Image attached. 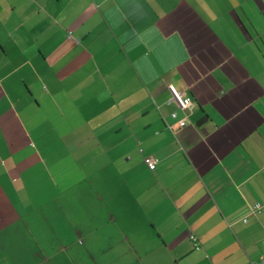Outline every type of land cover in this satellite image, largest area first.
<instances>
[{
    "label": "crops",
    "instance_id": "obj_1",
    "mask_svg": "<svg viewBox=\"0 0 264 264\" xmlns=\"http://www.w3.org/2000/svg\"><path fill=\"white\" fill-rule=\"evenodd\" d=\"M0 264H264V0H3Z\"/></svg>",
    "mask_w": 264,
    "mask_h": 264
},
{
    "label": "built area",
    "instance_id": "obj_2",
    "mask_svg": "<svg viewBox=\"0 0 264 264\" xmlns=\"http://www.w3.org/2000/svg\"><path fill=\"white\" fill-rule=\"evenodd\" d=\"M2 1L3 0H0V9H1ZM169 91H170V97L168 99V103L173 104L176 108V110L171 113V116L173 118H178L179 111L186 112L192 106L193 100L190 96H188L185 92L177 88L174 84L169 85ZM187 123H188L187 116H184L183 118H179L176 121V124L168 125V128L172 132H175L176 128L185 127ZM146 162L151 169H154L157 164V160L153 157L146 158ZM259 208H260V205L257 204L256 209H259ZM191 238L195 242L196 247L199 248L198 238L195 235H192Z\"/></svg>",
    "mask_w": 264,
    "mask_h": 264
}]
</instances>
